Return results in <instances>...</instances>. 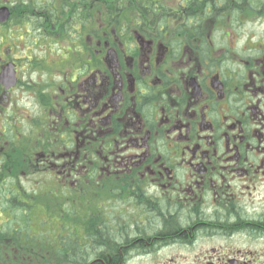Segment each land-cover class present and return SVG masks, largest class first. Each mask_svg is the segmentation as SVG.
I'll list each match as a JSON object with an SVG mask.
<instances>
[{
	"label": "flooded vegetation",
	"instance_id": "af4514ba",
	"mask_svg": "<svg viewBox=\"0 0 264 264\" xmlns=\"http://www.w3.org/2000/svg\"><path fill=\"white\" fill-rule=\"evenodd\" d=\"M264 264V0H0V264Z\"/></svg>",
	"mask_w": 264,
	"mask_h": 264
},
{
	"label": "trees",
	"instance_id": "16d2710c",
	"mask_svg": "<svg viewBox=\"0 0 264 264\" xmlns=\"http://www.w3.org/2000/svg\"><path fill=\"white\" fill-rule=\"evenodd\" d=\"M78 258H81V255H74V256L72 257V261H74V264H76L75 261H76Z\"/></svg>",
	"mask_w": 264,
	"mask_h": 264
}]
</instances>
